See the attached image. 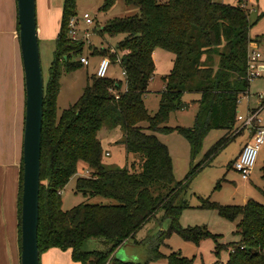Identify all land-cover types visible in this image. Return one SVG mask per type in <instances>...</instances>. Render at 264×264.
<instances>
[{"label":"trees","instance_id":"1","mask_svg":"<svg viewBox=\"0 0 264 264\" xmlns=\"http://www.w3.org/2000/svg\"><path fill=\"white\" fill-rule=\"evenodd\" d=\"M125 1L137 5L139 13L108 18L99 28L102 34H122L114 51L106 48L100 51L113 61L121 58L126 71L125 86L121 79L94 73L77 101L65 107L58 117L60 74L83 65L80 53L85 43L68 33L70 18L77 14L76 0H62L54 58L44 79L40 254L59 247L70 249L72 257L83 264H132L117 258L115 250L163 210L169 225L144 240L149 253L140 264L160 258H166L169 264H193L191 258L179 251L160 252L159 244L172 230L195 240L210 234L198 224L182 226L178 216L189 205L182 194L193 173L217 147L234 137L233 132L239 127V100L248 92L251 81L248 54L254 39L249 32V10L241 4L242 0ZM114 2L104 0L102 9L110 8ZM262 14L264 11L259 17ZM157 46L172 51L174 56L173 65L164 77L159 108L151 113L144 97L156 71L153 51ZM186 91L200 93L194 124L169 125L170 113L184 107L182 96ZM143 121L148 123L147 127L142 125ZM117 126L123 130L121 142L128 154H139L130 166L104 161L106 150L100 132ZM213 128L226 129L227 134L206 153L205 160L192 164L185 181L178 180L169 147L158 133H181L188 139L191 157L195 158ZM80 161L86 163L90 173L77 177L76 188L85 195L112 197L114 202L81 201L63 208L61 190L77 173ZM233 164L234 159L230 161ZM261 171L264 181V162ZM22 175L23 161L18 195L20 248ZM259 189L264 195V184ZM202 205L217 208L230 219L240 217L237 222L240 239L232 243L224 264H264V201L254 197L244 203L204 199ZM87 241H95L98 246L86 248Z\"/></svg>","mask_w":264,"mask_h":264},{"label":"rangeland","instance_id":"2","mask_svg":"<svg viewBox=\"0 0 264 264\" xmlns=\"http://www.w3.org/2000/svg\"><path fill=\"white\" fill-rule=\"evenodd\" d=\"M56 1L58 0H38L37 4V21L40 20L43 14L48 25L45 35L39 38L40 58L44 79L48 77L49 67L53 61L56 47L55 22H59V15L61 13V11L59 13L61 5L57 6ZM260 2V10L263 9L262 11H264V0H260ZM103 3L104 0H76V16L79 20L76 33L77 40H84L85 42L80 55H87L89 57V64H83L81 67L71 70H63L60 74V89L56 101V115L58 117L65 107L77 101L83 92L84 86L89 81V77L96 73L101 57L108 56L107 54H102L100 48H106L110 51L112 48H116L117 41L122 37V34L113 36L107 33L102 34L99 28L108 18L139 13V7L137 5L128 4L125 0H115L114 4L106 10L102 9ZM250 8L251 6L248 8L249 19L251 21L249 32L256 42L255 49L260 52V63L264 64V14L259 17L257 10L251 11ZM85 11L91 14L93 18L92 23H87L83 18ZM18 30L17 1L0 0V151L2 150L8 153H11L16 137L15 132L21 121V131L23 133L25 115V81ZM86 32H88V35H86ZM173 56L172 51L160 46L155 47L153 51V57L156 62V81L152 84V87L149 86L144 97L145 104L151 113L158 110L160 102L159 91L154 89L157 88L156 85H159L170 71L173 65ZM107 75L121 79L123 81V87L125 86V75L119 62L115 61L110 64ZM263 92L264 69L260 70L259 75L251 79L248 92L241 96L239 113L246 114L248 109L257 110L261 102L264 101V98H260L259 95ZM199 97L200 93L198 91H186L182 96L184 107L178 108L170 113L168 124L172 126L193 125L199 106ZM259 117L261 123L264 124V105L260 110ZM142 125L147 127L148 123L143 121ZM238 126L233 132L235 136L217 147L214 154L207 158V160H205L206 153L218 140L227 134L226 129H211L205 136L202 149L195 158L191 157V148L188 139L181 133L171 131L170 133L160 135L162 139L170 141L172 145L174 174L178 180L185 181L192 164H198L205 160L193 173L185 186L184 193L189 205L181 209L178 222L182 226L198 224L210 231V234L199 240H195L186 239L177 231L172 230L162 238L159 244L160 252L170 254L173 251H179L182 256L191 258L193 264H224L229 258L232 243L240 239V234L237 232V222L240 217L230 219L223 216L217 208L203 206V200L209 199L220 203H244L246 201L244 199V194L246 193L244 190H246L249 193L248 197H254L264 201V195L259 189V186H263L264 184L261 176L262 164L260 163V157L264 154V148L261 149L257 164L251 175L252 181L241 185L239 180L237 182L233 180L235 177H240L241 179L242 177L230 165V161L243 142L244 135L242 133L244 131H247L249 134L253 133L252 129L250 131L245 126L243 127L241 121H238ZM113 129L122 128L120 126L110 129L104 128L100 132L104 145L107 144L111 136V130ZM231 134L232 132L228 135ZM114 144L108 143L112 151ZM112 158L113 155H105L104 161L107 163ZM138 158L139 154L129 153L125 162L114 164L123 166L127 163L130 166ZM88 169L84 161L79 162L77 173L70 178L61 190L63 208H69L81 201L102 203L115 201L112 197L99 194L92 196L85 195L76 188L77 177L87 174ZM163 214V210L158 211L155 216L137 230L135 238L140 239L143 234L145 236L147 228L152 227V225L156 224L160 228L162 225L165 226L164 228L168 227L169 220L167 218L164 219ZM156 232L157 230L154 233ZM154 233L150 236L155 235ZM145 245L143 247L144 255H147L149 248H147V244ZM84 246L86 248H93L97 247L98 244L95 241H87ZM47 250H45L47 253L43 252L44 254H41V264H83L81 261L75 260L72 257L70 249L56 247L54 249L55 251ZM17 259V264H20V252ZM148 264L169 263L166 258H160L151 260Z\"/></svg>","mask_w":264,"mask_h":264},{"label":"water","instance_id":"3","mask_svg":"<svg viewBox=\"0 0 264 264\" xmlns=\"http://www.w3.org/2000/svg\"><path fill=\"white\" fill-rule=\"evenodd\" d=\"M16 1L19 27L18 37L25 81L20 264H41L38 226L44 115V75L40 58L37 0ZM259 68L260 70L264 69V64H260ZM118 255L119 253L117 252V258H119ZM119 259L122 260L121 258Z\"/></svg>","mask_w":264,"mask_h":264},{"label":"crops","instance_id":"4","mask_svg":"<svg viewBox=\"0 0 264 264\" xmlns=\"http://www.w3.org/2000/svg\"><path fill=\"white\" fill-rule=\"evenodd\" d=\"M247 1L249 5L251 6L250 8L251 11L257 10L258 13L263 12L262 11L263 9L260 10L261 9L260 0H247ZM37 4H38V0H37ZM56 5L57 6L61 5V9H59V13L61 11L59 15V22L58 23L57 21L55 22V34L57 36L58 30L60 27V18L62 15V0L56 1ZM57 18H58V15H57ZM47 28H48V25L46 22L45 15L42 14L40 20L38 21L39 38L45 35ZM255 43L256 42L254 40V42H252V45L255 46ZM155 81H156V74L153 75V77L151 78L148 87L149 86L152 87V84L155 83ZM156 87L157 88L155 89L152 88V89L158 90L159 95H160V91L165 88L164 78L159 83V85H156ZM21 122L20 124H18L17 131L15 132L16 137H15V141L13 143L12 149H11V153H8L2 150L0 151V264H17V260H18L17 257L20 252L19 226H18L19 225L18 195H19V181H20L19 176H20V166H21L20 164H21V159H22L21 149H22V140H23V133L21 131ZM23 130H24V127H23ZM111 131H112L110 134L111 136L109 137L106 145H104V142L102 139L106 152L107 151L109 152L108 155L109 156L113 155V158L110 161H107V163L110 162V163L121 164L125 162L126 158H128V155H129L128 152L126 151L125 144L121 142V139L123 137V130L113 129ZM161 134H167V133L161 132V133H158V135L161 138V140L167 143L171 156H172V145L170 144V141H165L164 139H162V137L160 136ZM242 134L244 135L243 142L239 146V149L237 150V152L234 154L233 159L237 157L242 146L247 141H249L251 138V135L247 131H244ZM108 143L110 144L115 143L112 146L113 151L110 150L111 147L110 145L108 146ZM263 148L264 146L261 149ZM260 158H261L260 163L263 164L264 154ZM172 160H173V156H172ZM173 167H174V160H173ZM233 180L235 182L239 180V182H241L240 183L241 185H244L246 182L252 181L251 176L249 180H245V179L243 180L240 177L239 178L235 177ZM244 191L246 192L244 194L245 195L244 199L247 200L250 198L248 197L249 193H247L248 191L246 190ZM182 195L185 197V193H183ZM185 199L188 200L187 197H185ZM163 227L165 226L162 225L161 228ZM161 228L159 226L157 227V225L155 224V225H152V227L147 228L146 235L144 236L143 234L142 237H140V239H136L135 236L129 237L115 250L114 252L115 256L118 252L119 253L118 257L121 258L123 261L133 260L134 262L132 261L133 262L132 264H140V262H142L146 256L144 255V248H143L144 240L150 238L151 237L150 235H152L156 230L158 232ZM54 249H56V247L49 248V250L51 251H55ZM43 252H46V251H43Z\"/></svg>","mask_w":264,"mask_h":264},{"label":"built area","instance_id":"5","mask_svg":"<svg viewBox=\"0 0 264 264\" xmlns=\"http://www.w3.org/2000/svg\"><path fill=\"white\" fill-rule=\"evenodd\" d=\"M230 2H237L238 0H226ZM241 4L244 6L250 7L247 0H242ZM83 18L87 23H92L93 18L91 17V14L88 11H85L83 13ZM79 24V20L76 15H73L70 18L69 21V35L73 39H77V25ZM86 35H88V32H86ZM115 48H112V51H114ZM260 52L255 49V47L251 44L249 48V54H248V73L250 75V80L260 74ZM80 60L83 64L88 65L89 64V57L87 55H81ZM116 62H119L121 64V58L118 56L115 59ZM113 61L109 56H102L98 68L96 70L97 76H107V72L109 69V66ZM123 68V67H122ZM123 73L126 75V71L123 68ZM247 93V92H246ZM245 93V94H246ZM260 98H264V92L259 94ZM241 98V97H240ZM240 101V100H239ZM259 108L257 110H250L248 109L246 114L238 113L237 119L238 121L242 122V126L248 128L250 131L253 130V133L251 134V138L249 141H247L241 148L239 154L237 157L234 158V164L233 167L235 170L240 174L242 179L248 180L254 170V167L256 165V162L258 160V155L261 150V148L264 146V124L260 121V110L262 106H258ZM250 108V107H249ZM256 121H259L256 123ZM106 154L108 155L109 152L107 151ZM90 173V169L87 170V175Z\"/></svg>","mask_w":264,"mask_h":264},{"label":"flooded vegetation","instance_id":"6","mask_svg":"<svg viewBox=\"0 0 264 264\" xmlns=\"http://www.w3.org/2000/svg\"><path fill=\"white\" fill-rule=\"evenodd\" d=\"M19 246H20V242H19Z\"/></svg>","mask_w":264,"mask_h":264}]
</instances>
